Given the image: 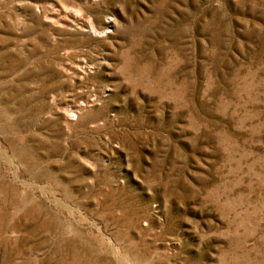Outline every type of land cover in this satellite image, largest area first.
<instances>
[{"label": "rangeland", "instance_id": "rangeland-1", "mask_svg": "<svg viewBox=\"0 0 264 264\" xmlns=\"http://www.w3.org/2000/svg\"><path fill=\"white\" fill-rule=\"evenodd\" d=\"M0 264H264V0H0Z\"/></svg>", "mask_w": 264, "mask_h": 264}]
</instances>
